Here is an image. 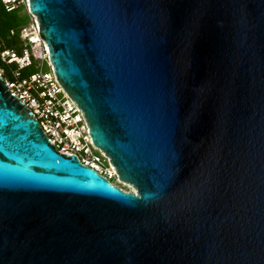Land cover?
<instances>
[{
    "label": "water",
    "instance_id": "obj_1",
    "mask_svg": "<svg viewBox=\"0 0 264 264\" xmlns=\"http://www.w3.org/2000/svg\"><path fill=\"white\" fill-rule=\"evenodd\" d=\"M114 168L59 155L0 76V264H264V0H27Z\"/></svg>",
    "mask_w": 264,
    "mask_h": 264
},
{
    "label": "built area",
    "instance_id": "obj_2",
    "mask_svg": "<svg viewBox=\"0 0 264 264\" xmlns=\"http://www.w3.org/2000/svg\"><path fill=\"white\" fill-rule=\"evenodd\" d=\"M27 0H0L5 11L10 12L19 6L26 7ZM31 28H21V37L27 39V45L16 52L11 49H1L0 62L16 69L11 70L12 80L3 77L10 94L17 97L33 114L48 141L62 154L76 156L81 164L91 168L108 180L116 179L114 168L110 165L108 157L94 147L91 143L86 124L76 106L58 85L52 72L36 71L26 77H21L20 71L32 64L33 43L32 36L36 33V25L33 20ZM13 35V32H10ZM37 35V34H36ZM42 55L47 62L45 49ZM43 62V59L37 58Z\"/></svg>",
    "mask_w": 264,
    "mask_h": 264
},
{
    "label": "trees",
    "instance_id": "obj_3",
    "mask_svg": "<svg viewBox=\"0 0 264 264\" xmlns=\"http://www.w3.org/2000/svg\"><path fill=\"white\" fill-rule=\"evenodd\" d=\"M30 16L25 6L7 12L0 3V47L1 49H11L19 52L21 28L27 26ZM13 32V35L10 32ZM3 63L0 62V69L3 70ZM24 70V69H23ZM22 71V70H21ZM49 71V67H47ZM32 73L27 74L26 76ZM21 75V74H20ZM24 76V77H26ZM22 77V76H21Z\"/></svg>",
    "mask_w": 264,
    "mask_h": 264
},
{
    "label": "rangeland",
    "instance_id": "obj_4",
    "mask_svg": "<svg viewBox=\"0 0 264 264\" xmlns=\"http://www.w3.org/2000/svg\"><path fill=\"white\" fill-rule=\"evenodd\" d=\"M32 22H33V18L30 17L29 23L27 25L30 28V30H32V28L30 26ZM35 36H36V33L32 37H35ZM27 42H28L27 39L22 38V37L20 38V47L18 49L19 52L21 51V49H23L27 45ZM40 48H41V50L38 51L37 49H34V47L32 46V49H33L32 51H33V55H34L35 60L33 59L30 67H27L24 70L20 71V74L22 77L26 76L29 73H34L36 71H39L40 68L44 72L47 71L48 64L44 61L45 59H44V56L42 55L43 53H41L43 48L42 47H40ZM37 58L43 59V62L40 60H36ZM2 67H3L2 76H4V78H6L7 80H12L10 71L16 69V67L14 65H11L10 67H7L6 65H2ZM108 181H109V184H111L112 186H115V187L117 186V187H121V188L125 189V187L120 185V183L117 181H110V180H108Z\"/></svg>",
    "mask_w": 264,
    "mask_h": 264
},
{
    "label": "flooded vegetation",
    "instance_id": "obj_5",
    "mask_svg": "<svg viewBox=\"0 0 264 264\" xmlns=\"http://www.w3.org/2000/svg\"><path fill=\"white\" fill-rule=\"evenodd\" d=\"M37 121V120H36ZM37 123L39 124V122L37 121ZM39 126H40V124H39ZM42 130V129H41ZM48 140V139H47ZM49 142V141H48ZM49 144L51 145V146H53L50 142H49ZM53 148L55 149V151L60 155H65V154H62V153H60L54 146H53ZM67 156V155H66ZM76 157V156H75ZM76 159H77V161L79 162V164L80 165H82V166H84L83 164H81V162L79 161V159L76 157ZM84 167H86V166H84ZM88 168V167H87ZM89 169H91V168H89ZM92 170V169H91ZM94 171V170H93ZM95 172V171H94ZM98 176H100V177H102L103 179H105L108 183H109V181H108V179H106L105 177H103V176H101V175H99L97 172H95ZM110 181H117V178L116 179H111ZM118 182V181H117ZM111 185V184H110ZM120 185H122V186H124L125 187V189H123V188H121V187H117V188H119V189H121V190H125V191H127V190H129V188L126 186V185H124V184H122V183H120ZM115 187V186H114Z\"/></svg>",
    "mask_w": 264,
    "mask_h": 264
},
{
    "label": "bare ground",
    "instance_id": "obj_6",
    "mask_svg": "<svg viewBox=\"0 0 264 264\" xmlns=\"http://www.w3.org/2000/svg\"><path fill=\"white\" fill-rule=\"evenodd\" d=\"M36 34H37V31H36ZM31 43H33L34 49H37L38 51L41 50L40 39L37 35L35 37H32Z\"/></svg>",
    "mask_w": 264,
    "mask_h": 264
}]
</instances>
